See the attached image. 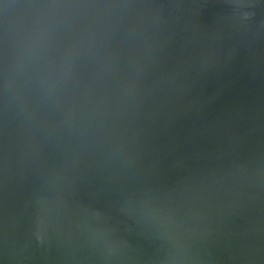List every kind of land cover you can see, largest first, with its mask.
<instances>
[{"label": "water", "instance_id": "obj_1", "mask_svg": "<svg viewBox=\"0 0 264 264\" xmlns=\"http://www.w3.org/2000/svg\"><path fill=\"white\" fill-rule=\"evenodd\" d=\"M0 264H264V0H0Z\"/></svg>", "mask_w": 264, "mask_h": 264}]
</instances>
